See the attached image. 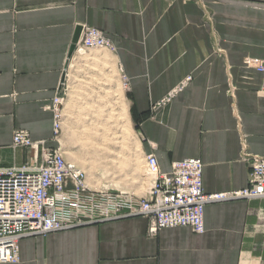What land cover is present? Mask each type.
Returning a JSON list of instances; mask_svg holds the SVG:
<instances>
[{
    "label": "crops",
    "instance_id": "obj_1",
    "mask_svg": "<svg viewBox=\"0 0 264 264\" xmlns=\"http://www.w3.org/2000/svg\"><path fill=\"white\" fill-rule=\"evenodd\" d=\"M84 26L115 49L71 51ZM75 58L81 67L70 66ZM250 58L264 60V0H0L1 165L32 162L29 148L12 147L16 129L55 147L49 106L67 70H81L67 78L69 94L80 76L101 70L86 104L126 107L143 164L154 153L168 173L173 162L200 158L205 192L240 190L248 158H264V73ZM18 246V259L0 264H264V197L205 205L201 234L179 226L150 235L137 215Z\"/></svg>",
    "mask_w": 264,
    "mask_h": 264
},
{
    "label": "built area",
    "instance_id": "obj_2",
    "mask_svg": "<svg viewBox=\"0 0 264 264\" xmlns=\"http://www.w3.org/2000/svg\"><path fill=\"white\" fill-rule=\"evenodd\" d=\"M114 50L112 42L97 28L81 27L74 50ZM247 64L264 73V60L250 58ZM125 81L126 76L122 74ZM190 76L186 78L189 80ZM65 82L49 108L54 113V139L59 134ZM160 103H157L158 107ZM12 147L29 148L32 162L3 166L0 162V263L18 259V243L23 237L45 235L74 227L127 216L141 215L150 235L170 227L186 226L204 232V207L233 199L264 197V158H248V180L235 191L207 193L202 186L200 158L172 163L171 171L158 169L154 153L144 155V166L151 174L144 195L113 192L89 187L86 173L67 160L59 146L45 147L30 138L27 130L16 129ZM40 158V160H38Z\"/></svg>",
    "mask_w": 264,
    "mask_h": 264
},
{
    "label": "rangeland",
    "instance_id": "obj_3",
    "mask_svg": "<svg viewBox=\"0 0 264 264\" xmlns=\"http://www.w3.org/2000/svg\"><path fill=\"white\" fill-rule=\"evenodd\" d=\"M74 60L69 62L70 66L81 67L83 62L78 58ZM67 71V78L72 79L78 77L81 70ZM88 72L89 79L80 76L81 81L74 87L76 92L69 94V81L66 82L61 107L63 131L60 130L55 139L57 146L87 170L89 180L96 184L92 188L144 195L151 178L143 164L135 126L130 124L123 104L102 107L86 104L85 99L92 98L96 89L93 81L105 75L101 70ZM113 131L116 133L112 136Z\"/></svg>",
    "mask_w": 264,
    "mask_h": 264
},
{
    "label": "bare ground",
    "instance_id": "obj_4",
    "mask_svg": "<svg viewBox=\"0 0 264 264\" xmlns=\"http://www.w3.org/2000/svg\"><path fill=\"white\" fill-rule=\"evenodd\" d=\"M82 51H79L78 53H81ZM83 52H84V50H83ZM65 90H66V84H65ZM63 118V117H62ZM62 120V119H61ZM60 129L62 130V126H61V121H60ZM115 133L116 132H111V134H112V136L113 135H115ZM114 138H116V137H112V139H114ZM117 138H118V136H117ZM109 139V138H108ZM119 140V139H118ZM106 146V145H105ZM118 154V153H117ZM114 158V157H113ZM72 163H74V162H72ZM78 166V165H77ZM79 167V166H78ZM82 169V168H81ZM82 170H84V169H82ZM85 171V170H84ZM87 172V170L85 171V173ZM149 175H150V178H151V174L149 173V172H147ZM89 178H90V176H89V173H87L86 174V176H85V183L89 186V187H91L87 182H89ZM86 180H87V182H86ZM151 180V179H150ZM92 188V187H91ZM95 189H101V190H106V189H102V188H95Z\"/></svg>",
    "mask_w": 264,
    "mask_h": 264
},
{
    "label": "water",
    "instance_id": "obj_5",
    "mask_svg": "<svg viewBox=\"0 0 264 264\" xmlns=\"http://www.w3.org/2000/svg\"><path fill=\"white\" fill-rule=\"evenodd\" d=\"M80 30H81V28L78 27L76 29V31H75V34H74V37H73V43H72V46H71V51L74 49L75 43L78 40V37H79V34H80Z\"/></svg>",
    "mask_w": 264,
    "mask_h": 264
}]
</instances>
